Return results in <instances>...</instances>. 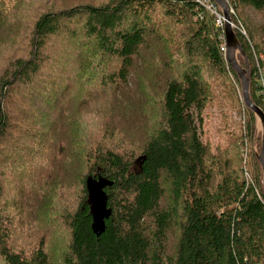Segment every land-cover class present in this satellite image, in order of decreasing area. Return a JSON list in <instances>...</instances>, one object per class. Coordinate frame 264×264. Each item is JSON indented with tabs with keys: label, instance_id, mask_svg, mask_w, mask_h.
<instances>
[{
	"label": "trees",
	"instance_id": "1",
	"mask_svg": "<svg viewBox=\"0 0 264 264\" xmlns=\"http://www.w3.org/2000/svg\"><path fill=\"white\" fill-rule=\"evenodd\" d=\"M226 1L264 111V0ZM222 35L198 0H0L3 264H264L257 117L236 120ZM88 176L113 182L98 237Z\"/></svg>",
	"mask_w": 264,
	"mask_h": 264
},
{
	"label": "water",
	"instance_id": "2",
	"mask_svg": "<svg viewBox=\"0 0 264 264\" xmlns=\"http://www.w3.org/2000/svg\"><path fill=\"white\" fill-rule=\"evenodd\" d=\"M213 1L218 4L224 17L223 34L226 44L225 59L238 76L241 85L242 100L245 106L255 114L261 125V148L257 154V159L262 169V190L264 193V111L259 106H257L250 97L249 64L233 29L232 19L228 10V3L226 0ZM237 53L242 54L244 57V65L238 61ZM112 183L113 182L111 180L102 176H98L96 178L88 176L86 178V202L89 206V213L91 216V230L96 235V237H98L104 231L105 220L111 215V208L107 205L108 195L105 191V187L111 186Z\"/></svg>",
	"mask_w": 264,
	"mask_h": 264
},
{
	"label": "rangeland",
	"instance_id": "3",
	"mask_svg": "<svg viewBox=\"0 0 264 264\" xmlns=\"http://www.w3.org/2000/svg\"><path fill=\"white\" fill-rule=\"evenodd\" d=\"M228 8H229V6H228ZM229 9H231V8H229ZM232 10L233 11L229 14L235 13L234 9H232ZM248 13L250 15V19L253 22H259L260 23V22L264 21L263 13H253V12H248ZM232 23H233V29H235V28L240 29L245 34L246 26L244 24H242L240 21H237V22L232 21ZM215 27H217V26L215 25ZM232 79L235 82L234 78H232ZM257 80L262 86H264V68H262L261 66L258 67V78H257ZM235 87L237 88V93L239 95V98H240L243 106L241 107V110L239 112L240 114L237 116L235 114L234 115L236 117V120L239 122V124L241 126H244V124H245V110L243 108H244L245 104L242 100L241 88L236 82H235ZM56 105L58 107L57 103H54L52 107L54 108V107H56ZM214 120H215V122L217 121L216 119H214ZM257 133H259V138L256 137ZM211 139L212 140L215 139L214 134L211 135ZM212 143H213V141H212ZM260 148H261V125H260L259 120L257 119L256 126H255L254 138H253L251 143L247 144V146L245 147V150L243 151L242 170L244 171V173L248 172L251 169V161H252L251 155L252 154H254V155L258 154L260 151ZM249 162H250V166L248 164ZM248 176H249V174H248ZM0 264H3V261L1 258H0Z\"/></svg>",
	"mask_w": 264,
	"mask_h": 264
},
{
	"label": "built area",
	"instance_id": "4",
	"mask_svg": "<svg viewBox=\"0 0 264 264\" xmlns=\"http://www.w3.org/2000/svg\"><path fill=\"white\" fill-rule=\"evenodd\" d=\"M199 3L201 5H203L211 15H213V21L214 24L222 29V33H223V26H224V17L222 14V11H219L218 9V4L213 1V0H198ZM220 8V7H219ZM229 13H231L233 10L229 9ZM233 26V23H232ZM223 38V43L221 45V50L223 51V53L226 52V44H225V39H224V34L221 36ZM247 174V173H246Z\"/></svg>",
	"mask_w": 264,
	"mask_h": 264
}]
</instances>
